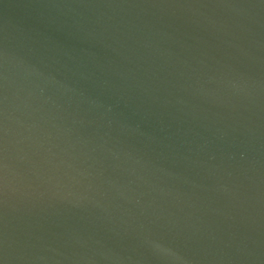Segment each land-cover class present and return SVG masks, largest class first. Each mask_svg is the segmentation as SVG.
Listing matches in <instances>:
<instances>
[{
    "label": "water",
    "instance_id": "95a60500",
    "mask_svg": "<svg viewBox=\"0 0 264 264\" xmlns=\"http://www.w3.org/2000/svg\"><path fill=\"white\" fill-rule=\"evenodd\" d=\"M0 264H264V0H0Z\"/></svg>",
    "mask_w": 264,
    "mask_h": 264
}]
</instances>
